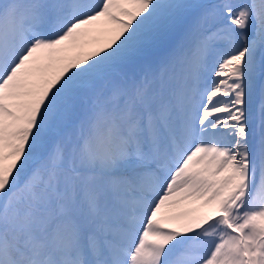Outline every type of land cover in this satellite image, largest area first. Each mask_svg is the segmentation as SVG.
<instances>
[{"label":"snow or ice","instance_id":"snow-or-ice-1","mask_svg":"<svg viewBox=\"0 0 264 264\" xmlns=\"http://www.w3.org/2000/svg\"><path fill=\"white\" fill-rule=\"evenodd\" d=\"M0 264H264V0H0Z\"/></svg>","mask_w":264,"mask_h":264},{"label":"bare ground","instance_id":"bare-ground-1","mask_svg":"<svg viewBox=\"0 0 264 264\" xmlns=\"http://www.w3.org/2000/svg\"><path fill=\"white\" fill-rule=\"evenodd\" d=\"M169 226H177V223H172Z\"/></svg>","mask_w":264,"mask_h":264},{"label":"rangeland","instance_id":"rangeland-1","mask_svg":"<svg viewBox=\"0 0 264 264\" xmlns=\"http://www.w3.org/2000/svg\"><path fill=\"white\" fill-rule=\"evenodd\" d=\"M180 210H183V209H178V211H180Z\"/></svg>","mask_w":264,"mask_h":264}]
</instances>
